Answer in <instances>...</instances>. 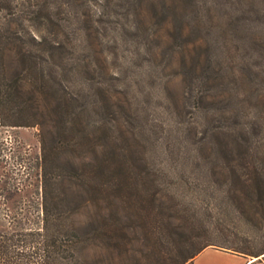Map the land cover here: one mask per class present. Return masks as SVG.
I'll use <instances>...</instances> for the list:
<instances>
[{
  "label": "trees",
  "instance_id": "trees-1",
  "mask_svg": "<svg viewBox=\"0 0 264 264\" xmlns=\"http://www.w3.org/2000/svg\"><path fill=\"white\" fill-rule=\"evenodd\" d=\"M22 3L17 13L22 28L29 30L30 35L26 37V31L17 33L20 69L14 76L8 74L3 61L5 38L0 25V124L37 125L49 117L57 126V134L50 147L43 142L46 167L51 170L46 172L41 207L21 208L9 216L14 229L0 231V264H90L83 251L91 243L102 241L129 249L131 206L141 203L151 210L160 207L159 188L148 183L144 192L136 194L135 180L158 175L161 170L133 159L135 155L125 138L123 122L117 118L113 93L99 84L93 62L79 53L80 27H73L70 20L55 19L59 11L56 3L48 0ZM177 5L173 19L177 31L184 34L189 11L185 4ZM0 9H5L2 2ZM195 18L197 29L204 31L206 22L201 16ZM51 24L58 29L57 35H62L60 38L57 35L49 38L33 30L38 25ZM209 29L212 39L205 41V35L201 34L195 41L196 53L190 61V70L199 72L213 88L219 87L221 94H202V109H207L206 103L211 102L217 107L228 98L234 110H214L207 118L208 124L213 120L222 123L214 122L210 135L202 136L193 148L179 146L177 151L185 160L177 167L163 166L162 176H193V195L210 199L220 215L210 221L206 215L196 218L199 234L191 236L194 246L189 251L184 250V245L181 249L171 232L162 230V226L146 227L149 237L160 248L159 259L139 264H189L209 245L244 254H262L264 258V114L244 113L242 98L238 96L239 86L252 83L250 72L259 74V71L249 60L234 63L225 54L229 42L236 40L264 56V20L224 12L220 18H212ZM226 85L230 90L227 95ZM233 87L236 89L232 90ZM106 112H113L118 121H108ZM97 115L101 118L91 126L88 119ZM91 127L94 130L90 133ZM91 146L95 150L100 148L95 159L86 161V165L68 160L65 171L53 169L59 165L57 158L61 151L72 153ZM190 157L194 160L188 166L186 163L190 161L186 159ZM60 173L68 179H78L84 188L78 204L74 202L75 195L58 181ZM165 192L158 224H162L166 213L184 211L190 218L196 213L190 206L173 201L176 191ZM91 203L98 204L100 209L81 210ZM230 219L244 235L225 225ZM256 244L261 246L251 248Z\"/></svg>",
  "mask_w": 264,
  "mask_h": 264
},
{
  "label": "rangeland",
  "instance_id": "rangeland-1",
  "mask_svg": "<svg viewBox=\"0 0 264 264\" xmlns=\"http://www.w3.org/2000/svg\"><path fill=\"white\" fill-rule=\"evenodd\" d=\"M24 1L30 4L36 2V0L0 1L5 6L4 10L0 9V25L5 38L2 44L3 61L10 76H14L20 69L19 39L16 37L26 30L22 28L17 9ZM48 1L59 5L55 19L70 20L73 27H80L79 53L93 62L97 71V81L103 88L113 93L117 118L123 122L121 125L135 155L133 158L135 162L148 163L152 168L161 170L158 175L151 174L135 180L138 186L134 187L136 194L144 192L148 183L159 188L160 207L151 210L141 203L131 206L129 249L117 248L99 241L89 244L83 251L84 255L90 264H139L159 259L160 248L145 230L146 227L159 226H162V230L171 232L181 249L184 245V250H191L194 246L191 243V236L199 234L196 218L206 215L209 221L216 220L220 215L219 208H216L210 199L193 195L194 189H191V185L195 183L193 176L178 174L162 176V167L182 164L185 159L178 151L193 148L200 143L202 136L210 135L214 122L222 123L213 120V123L208 124L207 118L211 114L221 108L234 110L228 98L220 105L217 104V107L211 102L206 103L207 109H202L204 104L202 94L218 92L221 94V91L219 87L213 88L209 85V81L200 76L199 72L194 73L190 70V61L196 53L195 41L201 34L205 35L203 36L205 41L207 38L212 39L210 21L212 18H220L224 12L233 14L234 17L264 20V0ZM178 2L185 4L189 11L185 18L188 25L184 34L177 31L178 27L173 19ZM196 16H201L206 22L207 27L203 29L204 31L197 29ZM45 26L38 25V29L36 27L33 30L54 38L58 32L56 26L53 24ZM27 31L26 37H29ZM57 36L60 38L62 35ZM229 43L225 54H228L234 63L245 58L259 71V74L250 72L253 79L251 84L238 88L244 113L248 111L254 116L258 113L264 114V56L242 41L231 40ZM228 57L226 59H229ZM235 89L236 87H233L232 90ZM229 91V86L226 85L225 94H229ZM121 104H125L124 108ZM126 112H129V115ZM104 116L110 122L117 120L113 112H106ZM99 118H101L99 115L91 117L88 122L91 121L93 126L92 124ZM241 119L243 120V116ZM91 128L90 133L94 130ZM56 134L57 126L49 117L43 124L37 125L0 124V231H13L14 228L8 221L9 216L21 208L41 207L39 202L44 190L46 172L50 173L51 170L46 167L43 142H47V146L50 147L56 139ZM88 148L83 147L82 151L77 149L72 153L61 151L57 158L59 165L53 169L58 172L65 171L68 160L77 165H86V161L93 160L94 155H98L100 146L96 150L92 146ZM193 160L192 157L186 159L190 161L186 164L190 166ZM59 176L58 181H61L68 192L75 195L74 202L77 204L81 202L80 194L84 188L79 180L68 179L63 173ZM163 191L169 193L176 191L177 198L175 196L173 201L179 202L183 207L190 206L191 211L194 209L196 213L191 218L184 211H175L169 215L166 213L163 215L162 224H158L162 215ZM88 209L99 210L100 206L91 203L81 208L83 212ZM158 211L160 213L156 214ZM225 223L231 230L238 231L240 236L244 235L234 227L231 219ZM260 246L256 244V247L251 248L257 249Z\"/></svg>",
  "mask_w": 264,
  "mask_h": 264
},
{
  "label": "crops",
  "instance_id": "crops-1",
  "mask_svg": "<svg viewBox=\"0 0 264 264\" xmlns=\"http://www.w3.org/2000/svg\"><path fill=\"white\" fill-rule=\"evenodd\" d=\"M192 264H264V258L209 245L196 255Z\"/></svg>",
  "mask_w": 264,
  "mask_h": 264
}]
</instances>
